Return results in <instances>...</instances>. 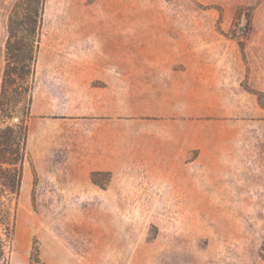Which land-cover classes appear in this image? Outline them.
I'll return each instance as SVG.
<instances>
[{"label": "rangeland", "instance_id": "1", "mask_svg": "<svg viewBox=\"0 0 264 264\" xmlns=\"http://www.w3.org/2000/svg\"><path fill=\"white\" fill-rule=\"evenodd\" d=\"M16 1L0 0V92ZM33 248L40 264H264V0L46 1L1 264Z\"/></svg>", "mask_w": 264, "mask_h": 264}, {"label": "trees", "instance_id": "2", "mask_svg": "<svg viewBox=\"0 0 264 264\" xmlns=\"http://www.w3.org/2000/svg\"><path fill=\"white\" fill-rule=\"evenodd\" d=\"M46 1L17 0L8 20L0 92V227L4 229V233L0 232V264L7 259V243L14 233L17 201L28 158L29 120ZM109 176V172L94 171L91 179L104 188ZM34 263H41L36 248L30 258V264Z\"/></svg>", "mask_w": 264, "mask_h": 264}, {"label": "crops", "instance_id": "3", "mask_svg": "<svg viewBox=\"0 0 264 264\" xmlns=\"http://www.w3.org/2000/svg\"><path fill=\"white\" fill-rule=\"evenodd\" d=\"M118 73L116 72L115 74L112 72L111 74H104L103 76H101V79H104L106 86L104 87V89H106V91L109 92V94H111L110 97V105H111V110H112V114H111V119L117 118L118 114L114 113V110L118 112L119 109V104H118V96H114V90L117 89L119 87V84L117 81H114V79L118 78ZM149 85L150 86H167V87H174L175 85H177V79L175 78V76L171 77V78H163V79H151L149 81ZM108 98V97H107ZM154 99H156L153 103H158V102H162L161 97L159 96H155ZM165 103L167 104V106L169 107V109L171 110V114H176L177 112V104H178V98L177 96H168L165 98ZM160 116L163 117H167L169 116V114H160ZM116 149V148H115ZM114 151V149H113ZM112 151V152H113ZM119 160V155L117 154V150H116V154L115 155H110L107 157L106 162L101 163L99 168L100 170L103 169H111L112 166H114L116 164V162Z\"/></svg>", "mask_w": 264, "mask_h": 264}]
</instances>
